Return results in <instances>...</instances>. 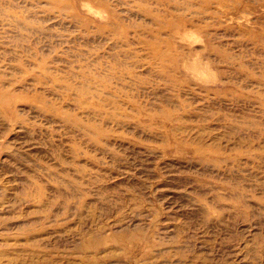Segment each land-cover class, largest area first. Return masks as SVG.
Wrapping results in <instances>:
<instances>
[{
	"label": "rangeland",
	"instance_id": "obj_1",
	"mask_svg": "<svg viewBox=\"0 0 264 264\" xmlns=\"http://www.w3.org/2000/svg\"><path fill=\"white\" fill-rule=\"evenodd\" d=\"M0 264H264V0H0Z\"/></svg>",
	"mask_w": 264,
	"mask_h": 264
}]
</instances>
